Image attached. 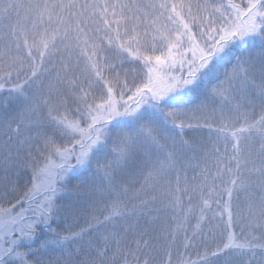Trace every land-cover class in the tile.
<instances>
[{
    "label": "snow or ice",
    "instance_id": "1",
    "mask_svg": "<svg viewBox=\"0 0 264 264\" xmlns=\"http://www.w3.org/2000/svg\"><path fill=\"white\" fill-rule=\"evenodd\" d=\"M13 14L0 264H264V0H0Z\"/></svg>",
    "mask_w": 264,
    "mask_h": 264
},
{
    "label": "trees",
    "instance_id": "2",
    "mask_svg": "<svg viewBox=\"0 0 264 264\" xmlns=\"http://www.w3.org/2000/svg\"><path fill=\"white\" fill-rule=\"evenodd\" d=\"M28 1H33L36 2V0H28ZM195 2V0H194ZM23 15V13H21ZM10 23H15V22H10ZM5 25H7V23L3 20L0 21V34L3 33L4 27ZM251 38H249L250 40ZM0 47H3L2 44H0ZM253 47V44L251 43V41H247V43L245 45L240 44L239 42L236 43V45L232 48L231 51V55L234 57V55L238 52H244L247 51L249 48ZM104 73L106 76H108V71L107 68L104 69ZM111 78V77H109ZM193 89H200L198 84H194L192 86ZM198 102V96L196 94H194L193 91H186L184 94L179 95V96H174L172 98H170V103L172 104H176V103H180L183 106H190L194 103ZM210 151L211 149L209 148L208 150H206V152L208 153L207 155V166L209 169H212V165H213V157L210 155ZM204 164L201 165V167H203ZM189 176H191V174H189ZM137 187H139V185H137ZM242 199H243V195H241ZM170 215V214H169ZM164 218H162L163 221ZM164 226L167 227V223H164ZM183 228H187L189 229V234H191V231L197 230V219L196 217L193 216H189L187 221L185 222L183 220V218L181 219H177L171 222V230L174 232L178 233V240H182L183 239ZM181 251H183V249L181 248ZM190 255L192 256L193 259H195V255L194 253H190Z\"/></svg>",
    "mask_w": 264,
    "mask_h": 264
},
{
    "label": "rangeland",
    "instance_id": "3",
    "mask_svg": "<svg viewBox=\"0 0 264 264\" xmlns=\"http://www.w3.org/2000/svg\"><path fill=\"white\" fill-rule=\"evenodd\" d=\"M15 2L23 4V5H28L30 3H34L33 1H28V0H15ZM21 13L24 12V9L22 8ZM3 21V20H2ZM7 24H9L10 22H15V15L13 14L11 20H4ZM247 41H251V43L253 44V46H258L260 44V41L258 38H251L249 40V38L246 41L243 42H239L242 45H245L247 43ZM61 48H63V46H61ZM0 50H2V47H0ZM75 56L76 53L73 52L72 53V59L73 61H75ZM235 56V55H234ZM224 65V58H221L218 61H214V66H210L209 69L206 70V73L202 76V79L200 81H197L196 84H198L199 88H201L203 85L207 84V82L209 81V79L214 78L215 76H218L221 71H222V67ZM81 67H83V65H81ZM108 71V70H107ZM225 111H227V108L225 109ZM256 119H259V115L257 114ZM250 146L252 148L253 151L258 152L260 151L262 145L259 143V137L258 136H254L252 138H250ZM244 199V197H243ZM243 199L241 197V206L243 207ZM246 211V209H245ZM59 254V253H57Z\"/></svg>",
    "mask_w": 264,
    "mask_h": 264
}]
</instances>
